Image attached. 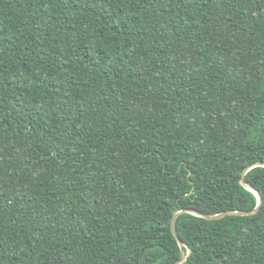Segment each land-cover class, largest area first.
<instances>
[{
	"label": "trees",
	"instance_id": "trees-1",
	"mask_svg": "<svg viewBox=\"0 0 264 264\" xmlns=\"http://www.w3.org/2000/svg\"><path fill=\"white\" fill-rule=\"evenodd\" d=\"M257 163L264 0H0V264H264V202L171 228Z\"/></svg>",
	"mask_w": 264,
	"mask_h": 264
},
{
	"label": "water",
	"instance_id": "water-1",
	"mask_svg": "<svg viewBox=\"0 0 264 264\" xmlns=\"http://www.w3.org/2000/svg\"><path fill=\"white\" fill-rule=\"evenodd\" d=\"M263 165H264V163H257V164H254V165H251L250 167H248L244 171L243 178H242V181H241V183L245 187H247L248 189H250L253 192H255L257 194L258 198H259V204H258V206L254 210H252V211H227V212L220 213L218 215H203V214H200V213H198L196 211H193V210H179V211L175 212L174 217H173V220H172V223H171V228H172L173 235L175 236V238L177 239V241H178V243L180 245L182 254L184 253L185 244L180 239L179 234H178V231H177V228H176V221H177L178 217L182 213H191V214H194V215L202 216V217H204L205 219H208V220H218V219H221V218H223L225 216H229V215L252 216V215H255V214H257L259 212L260 207L262 205L261 195H260V193L257 190H255L254 187H252L251 185H248L245 182L244 176L251 169H253V168L257 167V166H263ZM186 259H187V257H183L178 262H176L175 264H182V263L185 262Z\"/></svg>",
	"mask_w": 264,
	"mask_h": 264
},
{
	"label": "snow or ice",
	"instance_id": "snow-or-ice-1",
	"mask_svg": "<svg viewBox=\"0 0 264 264\" xmlns=\"http://www.w3.org/2000/svg\"><path fill=\"white\" fill-rule=\"evenodd\" d=\"M260 195H261L262 202H264V193H262Z\"/></svg>",
	"mask_w": 264,
	"mask_h": 264
}]
</instances>
